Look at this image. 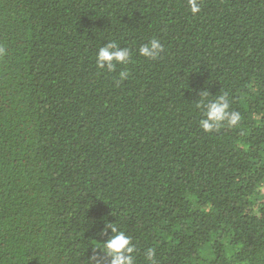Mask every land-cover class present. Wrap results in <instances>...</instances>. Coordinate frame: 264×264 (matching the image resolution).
I'll return each instance as SVG.
<instances>
[{"label":"trees","instance_id":"16d2710c","mask_svg":"<svg viewBox=\"0 0 264 264\" xmlns=\"http://www.w3.org/2000/svg\"><path fill=\"white\" fill-rule=\"evenodd\" d=\"M198 2L0 0V264H110L111 226L134 264H264V0Z\"/></svg>","mask_w":264,"mask_h":264},{"label":"clouds","instance_id":"9594fccd","mask_svg":"<svg viewBox=\"0 0 264 264\" xmlns=\"http://www.w3.org/2000/svg\"><path fill=\"white\" fill-rule=\"evenodd\" d=\"M190 10L192 14L200 11L198 0H189ZM164 51L161 42L153 38L148 43L143 44L139 48V55L156 59ZM129 61V50L127 48H119L116 43L110 42L107 46L101 47L96 56V64L100 68L107 67L108 70H114L117 64H126ZM121 78L127 76V73L121 72ZM207 95V93H205ZM198 107L204 108V118L199 123L204 132H213L217 130L225 121L227 126L234 127L241 122V114L238 111L229 112L230 105L225 95H220L214 100L207 101L206 104H198ZM112 232L115 233L106 242L99 247L103 252L111 257L110 264H134V258L131 255L133 247L130 246V238L123 231H118L115 226ZM154 255L152 250L147 252V256L151 258ZM90 264H99V260L94 254L89 258Z\"/></svg>","mask_w":264,"mask_h":264}]
</instances>
